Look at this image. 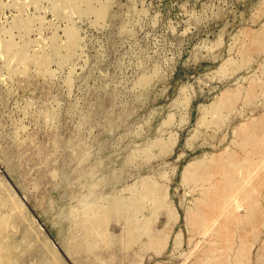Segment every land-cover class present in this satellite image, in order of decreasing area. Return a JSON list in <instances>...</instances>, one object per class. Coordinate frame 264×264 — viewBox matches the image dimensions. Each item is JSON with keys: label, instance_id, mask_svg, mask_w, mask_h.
Returning a JSON list of instances; mask_svg holds the SVG:
<instances>
[{"label": "rangeland", "instance_id": "obj_1", "mask_svg": "<svg viewBox=\"0 0 264 264\" xmlns=\"http://www.w3.org/2000/svg\"><path fill=\"white\" fill-rule=\"evenodd\" d=\"M41 4L50 5L47 0ZM263 4L264 0H115L112 18L96 20L93 14H74L68 21L50 8L37 9L43 17L42 22L34 23L31 33L33 38H41L37 47L50 41L54 33L64 41L68 24L76 27L80 40L68 62L59 65L54 61L51 76L4 73L7 82L0 85V214L8 213L4 202L11 203L16 195L26 209V219L16 234L0 232V250H10L5 256L0 251V260L11 263L9 258L15 259L22 251L27 255L17 264H37L49 253V244L66 264H79L64 247L65 232L74 227V219L61 221V212L142 176L165 173L168 197L178 218L166 250L161 255L144 252L143 264H190L185 255L191 248L186 214L194 195L184 184L183 171L195 159L222 151L236 125L264 112V103L256 113L243 109V115L238 113L223 127L207 129L210 131L202 127V136L194 137L205 106L226 89L247 82V76L261 75L264 54L230 76L219 71L232 56L239 58L231 48L239 37L246 40L241 33L264 25ZM26 9L34 12L35 6ZM15 13L13 6L0 4V29L9 28L17 36L18 29L12 27ZM149 73L153 79L143 86L139 81ZM49 106L57 110V122L41 115ZM170 137L174 143L168 152L155 146L151 160L142 159L147 144ZM72 147H79L83 154L72 153ZM134 152L142 157L130 161L131 165L127 161ZM75 168L86 180L81 194L72 198L69 188ZM94 168L100 176L102 172L111 175V180L102 179L105 187H96ZM113 170L121 181L114 178ZM51 183L60 184L61 189ZM164 223L162 215L159 227ZM27 231L28 242L24 239ZM21 242L19 250L15 245ZM88 248L78 251L81 258L94 255L93 248ZM131 251L126 258L133 255ZM254 253L255 248L249 264H257ZM102 256L111 259L112 252ZM124 264H130L129 260Z\"/></svg>", "mask_w": 264, "mask_h": 264}, {"label": "bare ground", "instance_id": "obj_2", "mask_svg": "<svg viewBox=\"0 0 264 264\" xmlns=\"http://www.w3.org/2000/svg\"><path fill=\"white\" fill-rule=\"evenodd\" d=\"M7 1L0 0V4L13 6L16 10L12 27L18 29L19 34L15 36L9 28L0 29V85L7 82L6 72L13 76L29 77L33 72L44 77L51 76L54 61L62 65L75 54L80 38L76 27L71 24L66 27L64 41L54 33L50 41L37 47L41 38L31 36L35 30L34 23L43 21L40 13L36 12L37 9L50 8L56 16L66 18L67 21L74 14H93L96 20H106L114 15L111 4L115 0L99 1L97 4L91 0H47L50 4L47 8L42 7V0ZM31 4L35 6L34 12L26 9ZM242 34L246 40L239 37L231 48L238 52L239 58L232 56L220 66L219 74L225 77L239 68L250 66L264 54V25L258 30H244ZM261 67V75L247 76L244 78L247 82L240 83L236 88L226 89L212 104L203 108L195 138L200 137L202 127L206 130L214 126L221 128L238 113L242 114L243 109H251L256 113L264 103V63ZM152 79L153 74L149 73L139 82L148 86ZM111 109L110 104L109 110ZM256 114L259 115L255 116ZM256 114L235 126L230 143L222 151L195 159L183 171L184 184L194 195L186 214L191 248L185 255L190 264H249L254 248L257 264H264V112ZM41 115L53 123L59 118L57 110L52 106ZM170 122L171 120L169 124ZM172 137L168 140L162 138L151 141L147 144L143 157L134 152L127 162H134L135 158L141 157L151 160L155 154V146L160 147L162 153L168 152L174 143ZM23 143L25 145L26 142ZM72 148V153L83 154L79 152V147ZM98 149L102 151V142L98 144ZM78 171L75 168L70 182L69 193L72 198L81 194L82 183L86 180ZM97 172V168L92 170L95 180L98 178L95 185L103 188L106 185L102 184V179L111 180V175L102 172L100 176ZM112 174L117 182L122 180L114 170ZM166 177L165 173H159V177L145 175L122 188L114 187L111 193L96 197L91 202H83L63 210L61 221L69 217L74 219V227L68 228L64 235L67 252L79 264H107L109 261L124 264L127 259L130 264H143L144 252L153 251L161 255L166 250L178 218L176 208L168 197ZM51 184L61 189L60 184ZM10 201L11 203L4 202L8 213L0 214V232L16 234L21 221L26 219V209L18 196H12ZM53 201L51 200V206ZM162 215L165 223L159 227ZM53 217L54 215L51 217L52 223ZM112 224L121 227L112 228ZM29 235L30 232L27 231L24 238L26 241ZM138 241L141 244H137ZM175 244L179 247L180 240L176 239ZM21 245L22 242L15 247L21 250ZM88 247L93 248L90 252L94 255L81 258L78 251L89 249ZM47 248L49 253H45L37 264H66L57 249L49 244ZM0 251L3 256L4 252L10 254L9 247ZM106 251L112 252L111 259L102 256ZM127 251L133 253L130 258H126ZM24 254L26 253L20 251L15 259L9 258L11 263L0 260V264H17Z\"/></svg>", "mask_w": 264, "mask_h": 264}]
</instances>
